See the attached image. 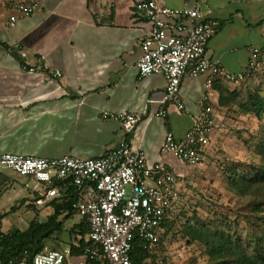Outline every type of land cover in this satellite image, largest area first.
I'll return each instance as SVG.
<instances>
[{"label": "crops", "instance_id": "obj_1", "mask_svg": "<svg viewBox=\"0 0 264 264\" xmlns=\"http://www.w3.org/2000/svg\"><path fill=\"white\" fill-rule=\"evenodd\" d=\"M34 1L38 3L37 10L29 16L15 13L16 22L10 27L8 19L12 14L7 5ZM143 1L0 0V155L87 160L102 156L125 140L150 163L161 159L177 174L172 157L160 158V145L167 132L177 140L184 137L193 126L204 97L217 119L205 159L225 145L231 127L236 128L244 119L235 114L233 104L225 102L232 99V93L242 97L248 86L264 79V0L198 3L203 20L221 24L206 47V58L239 74L247 71L251 51L260 50L255 67L243 83L216 79L206 90V76L186 77L178 95L182 111L168 104L166 120L142 118L131 132L125 133L119 122L104 120L101 114L141 113L144 109L152 113L157 110L164 89L161 75L139 79L136 69L140 43L151 30V24L134 11V5ZM158 1L169 8H192L195 4L189 1L184 5V0ZM14 44L19 45L20 51L8 53ZM37 55H42L62 78L21 72L19 64L35 65ZM204 161L186 177L185 186L206 167L208 162ZM182 207L183 203L159 231L160 243L153 257L165 264H182Z\"/></svg>", "mask_w": 264, "mask_h": 264}, {"label": "built area", "instance_id": "obj_2", "mask_svg": "<svg viewBox=\"0 0 264 264\" xmlns=\"http://www.w3.org/2000/svg\"><path fill=\"white\" fill-rule=\"evenodd\" d=\"M189 1L195 3L192 8H169L158 0H145L134 5V11L151 24L147 37L140 43L141 55L136 63L138 77L161 75L164 89L158 108L152 113L144 109L141 113L101 114L104 120L119 122L125 133L131 132L142 118L166 120L168 104L182 111L183 104L178 95L186 77L206 76V90L216 79L240 84L248 78L258 61L260 50L253 49L247 71L233 74L219 61L206 58V47L221 24L203 20L198 3L204 0H184V5ZM37 8L35 1L7 5L12 14L8 25L15 24V13L29 16ZM14 51H20L18 44L12 45L8 53ZM36 61L35 65L20 63V71L62 78L59 71L46 64L42 55H37ZM199 107L193 126L182 139H175L170 132L165 134L159 148L160 158L170 156L190 167H197L204 161L217 119L206 97ZM0 169L11 170L18 177L35 183L33 192L40 193L35 201L37 210L60 199L61 184L70 181L75 187L76 199L70 204L68 219L73 225L85 223L89 228L88 245L76 257L77 261H71L73 256L68 247L61 250L45 247L30 264H131L134 242L143 251L154 255L159 247L161 227L180 209L186 192L184 182L171 167L161 159L150 163L142 152L133 151L125 140L102 156L87 160L69 156L44 159L2 154ZM7 264L28 263L14 259ZM143 264L165 263L162 259L152 258Z\"/></svg>", "mask_w": 264, "mask_h": 264}, {"label": "trees", "instance_id": "obj_3", "mask_svg": "<svg viewBox=\"0 0 264 264\" xmlns=\"http://www.w3.org/2000/svg\"><path fill=\"white\" fill-rule=\"evenodd\" d=\"M232 95L237 96L235 93ZM233 96L225 103L233 104ZM223 103L220 101V104ZM241 107L245 114L250 113L264 120V97L258 93L249 94ZM256 152L260 157L261 166L253 167L254 175L244 176L238 174L236 169L227 170L229 187L239 196L252 198L249 204L251 214L243 217L249 230L242 231L236 219L230 223L226 217H221L215 226L205 222L192 224L190 219L182 224V236L188 239V243L195 242L200 245L209 260L215 264H264V128L261 130ZM11 180L12 177L5 169H0V196L11 185ZM61 186V198L47 206L52 212L44 221L33 218L24 230L11 228L2 232L0 228L2 264L14 259L30 264L32 258L45 248L47 241L59 238L60 244L70 248L73 257H77L88 245L86 236L89 228L85 223L73 225L69 232L63 229V222L71 216L70 204L76 199V192L70 181ZM39 196V192L31 193V209L36 210L35 201ZM13 211L12 207L9 212ZM6 214L0 216V223ZM152 258L153 255L143 251L140 245L134 242L131 264H143Z\"/></svg>", "mask_w": 264, "mask_h": 264}, {"label": "rangeland", "instance_id": "obj_4", "mask_svg": "<svg viewBox=\"0 0 264 264\" xmlns=\"http://www.w3.org/2000/svg\"><path fill=\"white\" fill-rule=\"evenodd\" d=\"M251 93H258L264 97V79L257 85L248 86V89L242 92V97L240 93H235L237 96H233L232 106L235 107V114L243 115L244 119L238 122L236 128L231 127V134L225 145L205 159L204 163L208 162L206 167L196 172L194 180L186 184L182 202V224L190 219L192 224L205 222L215 226L221 217H226L230 223L237 220L236 223L242 231L249 230L243 217L251 214L249 204L252 198L239 196L229 187L227 170L236 169L240 175L252 176L255 174L253 167L261 166L260 157L256 151L261 130L264 128V120L250 113L245 114L241 107ZM173 161L176 163L177 175L182 177L184 182L195 167L186 166L174 158ZM6 173L12 177V180L11 185L0 196V210L7 213L0 223L1 230L4 232L10 228L23 230L33 218L44 221L52 212L51 210H46V208L35 210L29 207L31 193L36 188L35 183L19 178L11 170H6ZM12 207L14 211L9 212ZM73 224L72 220H65L63 222L64 231L69 232ZM60 239L47 241L45 247L48 250L63 249L64 245L60 244ZM182 264L215 263L209 260L200 245L195 242L188 243V239L182 236Z\"/></svg>", "mask_w": 264, "mask_h": 264}]
</instances>
